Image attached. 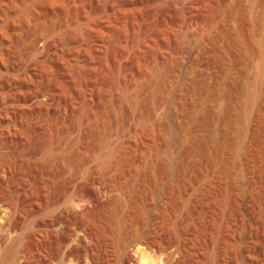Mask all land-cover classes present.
Here are the masks:
<instances>
[{
	"label": "rangeland",
	"instance_id": "rangeland-1",
	"mask_svg": "<svg viewBox=\"0 0 264 264\" xmlns=\"http://www.w3.org/2000/svg\"><path fill=\"white\" fill-rule=\"evenodd\" d=\"M157 1L0 0V258L17 226L75 264L81 221L109 264L126 215L173 264L264 263V0Z\"/></svg>",
	"mask_w": 264,
	"mask_h": 264
},
{
	"label": "bare ground",
	"instance_id": "bare-ground-1",
	"mask_svg": "<svg viewBox=\"0 0 264 264\" xmlns=\"http://www.w3.org/2000/svg\"><path fill=\"white\" fill-rule=\"evenodd\" d=\"M96 1L98 3L97 5H99L98 7L100 8V10H106V5H107L106 3L108 0H96ZM162 1L163 0H158L157 2H159L160 3L159 5H161V3L162 4L164 3ZM171 1H173L175 4L177 3L178 5H181L182 3H186V2L189 3V1L191 0H171ZM65 2L66 1H64V3ZM55 32L56 31L53 30L47 36H53ZM46 44H47L46 39H44V37L41 38L39 45H37L36 47L40 55H43L46 52L47 50ZM256 96H257V92L253 94L252 99L254 100ZM87 214H91V210L89 209L87 205H83L81 208L77 210H69L65 213H62L61 215H63L62 218H65V217H72V216L78 217V216H83ZM56 219H57L56 223H58L59 218L57 217ZM111 219L114 224L115 231L118 232L120 235V245H119V255L116 257V259L112 260L109 264H173L174 260L177 259L183 251V247L180 244H178L175 248L174 247L175 245L172 242H166V241L159 240L157 229L153 221L150 219L149 221L145 220V222H143L144 223L143 226L140 220L138 219L135 220V218H132L126 215L112 217ZM36 221L35 220H29L28 222L26 221L27 223L25 224L24 228H25V231H27L26 229L34 230L33 232H35L36 237L37 236L41 237L47 231H49L48 230L49 226L45 227L43 226V224L39 222V220H38V223ZM51 224H48V225L51 226ZM78 225H79L78 227L81 229V233H79L78 235L79 238L77 240V243L70 248V251L73 254L77 252L79 253L77 262L76 263L74 262V263L75 264H105V262L100 258V256L94 254L90 248L91 242L94 239L91 230L86 228L83 222L81 221L78 223ZM15 228H16L14 231L15 234L12 238L11 246L5 250L4 255L0 258V264H10L12 261L13 263H15L16 261L20 260V258H18L19 260H15V259L18 256L17 249H18L19 244L22 242L24 238V233H16L19 227L16 226ZM245 239H246L248 248H252L250 244L251 242L248 241L250 240V237L246 236ZM80 252L83 254H80ZM28 259H29V256H23L21 258V261L19 262L20 264H27L29 263ZM251 262L252 263L250 264H264L261 262L260 263H255L254 261H251Z\"/></svg>",
	"mask_w": 264,
	"mask_h": 264
}]
</instances>
